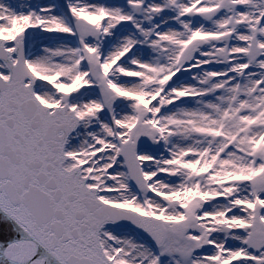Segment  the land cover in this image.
<instances>
[{"label":"snow or ice","instance_id":"snow-or-ice-1","mask_svg":"<svg viewBox=\"0 0 264 264\" xmlns=\"http://www.w3.org/2000/svg\"><path fill=\"white\" fill-rule=\"evenodd\" d=\"M0 264H264V0H0Z\"/></svg>","mask_w":264,"mask_h":264}]
</instances>
